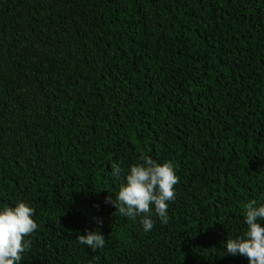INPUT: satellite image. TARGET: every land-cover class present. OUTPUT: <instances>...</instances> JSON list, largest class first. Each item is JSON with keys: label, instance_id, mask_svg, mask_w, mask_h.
<instances>
[{"label": "trees", "instance_id": "1", "mask_svg": "<svg viewBox=\"0 0 264 264\" xmlns=\"http://www.w3.org/2000/svg\"><path fill=\"white\" fill-rule=\"evenodd\" d=\"M141 155L179 178L148 232L104 203ZM253 199L264 0H0V210L38 224L19 264H250L224 245Z\"/></svg>", "mask_w": 264, "mask_h": 264}, {"label": "clouds", "instance_id": "2", "mask_svg": "<svg viewBox=\"0 0 264 264\" xmlns=\"http://www.w3.org/2000/svg\"><path fill=\"white\" fill-rule=\"evenodd\" d=\"M112 176L117 180L124 175L115 199L109 195L104 203L115 207L116 212L130 220L143 217L141 224L145 232L151 231L153 206L155 214L164 224L168 223V202L175 199L174 186L179 183L171 162L157 163L151 157L141 155L139 162L125 173L119 164L112 165ZM35 210L24 202L15 207L0 210V264H19L22 254L31 247V237L38 229L33 219ZM113 213V214H115ZM103 221L98 220L102 225ZM244 223L247 230L239 238H228L224 247L227 254L248 258L250 264H264V204L257 206L255 199L245 205ZM77 240L93 251L103 248L105 237L99 232L88 231Z\"/></svg>", "mask_w": 264, "mask_h": 264}]
</instances>
